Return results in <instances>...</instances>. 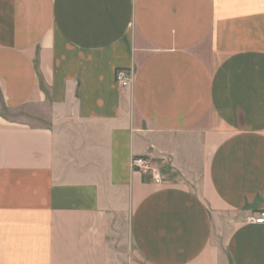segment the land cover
Listing matches in <instances>:
<instances>
[{"label": "crops", "instance_id": "0c3cea01", "mask_svg": "<svg viewBox=\"0 0 264 264\" xmlns=\"http://www.w3.org/2000/svg\"><path fill=\"white\" fill-rule=\"evenodd\" d=\"M262 212L264 0H0V264H264Z\"/></svg>", "mask_w": 264, "mask_h": 264}, {"label": "built area", "instance_id": "2783aa9c", "mask_svg": "<svg viewBox=\"0 0 264 264\" xmlns=\"http://www.w3.org/2000/svg\"><path fill=\"white\" fill-rule=\"evenodd\" d=\"M132 72L125 69H120L116 72V80L122 84V86L129 85ZM153 157L149 155L134 156L131 159V167L134 170L148 172L153 169ZM250 221L256 223H264V212L260 213L259 217H251Z\"/></svg>", "mask_w": 264, "mask_h": 264}]
</instances>
